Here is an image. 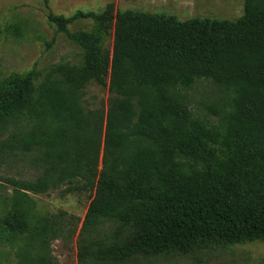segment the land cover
Here are the masks:
<instances>
[{
	"label": "trees",
	"instance_id": "obj_1",
	"mask_svg": "<svg viewBox=\"0 0 264 264\" xmlns=\"http://www.w3.org/2000/svg\"><path fill=\"white\" fill-rule=\"evenodd\" d=\"M82 18L92 28L71 31ZM48 21L83 59L59 64L57 77L39 80L33 68L0 78V154L38 151L44 167L36 180L8 179L0 240L17 245V264H51V242L75 232L66 212L39 216L27 191L80 183L95 189L80 264L264 242V0H244L236 19L180 20L108 3ZM108 78V111L86 114L84 89ZM202 80L230 94L212 110L216 120L191 107L187 90ZM105 222L117 223L108 240L84 237Z\"/></svg>",
	"mask_w": 264,
	"mask_h": 264
},
{
	"label": "rangeland",
	"instance_id": "obj_2",
	"mask_svg": "<svg viewBox=\"0 0 264 264\" xmlns=\"http://www.w3.org/2000/svg\"><path fill=\"white\" fill-rule=\"evenodd\" d=\"M108 3H114L115 11H151L172 15L180 20L205 16L236 19L244 13V0H0V78L21 75L35 68L39 80H43L49 76L57 77L56 68L59 64H78L83 59L82 48L65 33L58 31L56 25L48 21V14L72 17L78 11L100 12ZM93 24L92 19L82 18L68 26L71 31H79L90 30ZM108 47H113V37ZM187 93L194 112L199 116L207 115L212 120L217 119L212 110L220 107L230 95L207 80L197 82ZM113 98L108 78L105 86L89 84L81 99L85 113L92 115L106 114ZM3 138L5 136L0 134V140ZM43 169L38 151L27 154L17 151L16 156L10 158L0 154V215L12 203L13 189L8 179L33 181ZM79 186L72 192L65 191L66 185L41 193L27 191L39 216L66 212L74 222L70 227H75V232H67L51 242L46 254L51 264H80L78 242L95 189L85 188L82 183ZM2 199L6 200L5 205L1 204ZM116 227L115 222H105L96 226L91 233H85L84 237L108 240ZM16 248L17 245L0 240V261L17 264L20 258ZM31 251L33 256L37 254L38 248ZM112 264H264V242H248L215 250L138 254L124 262Z\"/></svg>",
	"mask_w": 264,
	"mask_h": 264
}]
</instances>
